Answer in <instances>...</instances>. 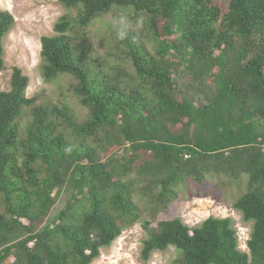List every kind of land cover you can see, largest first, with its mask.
I'll list each match as a JSON object with an SVG mask.
<instances>
[{"label": "trees", "instance_id": "16d2710c", "mask_svg": "<svg viewBox=\"0 0 264 264\" xmlns=\"http://www.w3.org/2000/svg\"><path fill=\"white\" fill-rule=\"evenodd\" d=\"M60 4L73 16L41 38L40 74L67 77L86 115L26 97L12 68L0 91V264H92L144 215V261L174 248L170 264H264V0ZM105 16L96 56L87 29ZM13 24L1 11L0 71ZM210 177L234 187L251 225L244 252L230 218H157Z\"/></svg>", "mask_w": 264, "mask_h": 264}, {"label": "rangeland", "instance_id": "374dc122", "mask_svg": "<svg viewBox=\"0 0 264 264\" xmlns=\"http://www.w3.org/2000/svg\"><path fill=\"white\" fill-rule=\"evenodd\" d=\"M1 11H7L13 17L14 27L3 40L5 70L0 71V91L10 90L12 68L16 67L29 79L26 97L38 98V104L61 102L74 116L83 120L86 111L72 95L65 92L69 79L62 76L59 81L45 82L40 74V40L43 36H53L55 23L69 14L60 0H0ZM72 13L68 17L71 18ZM108 23H111V18L105 16L92 22L87 29L96 56L105 55L99 43V35H102ZM62 83L65 84L59 88ZM60 91H63L61 96ZM223 182L224 178L210 177L199 187L189 183L168 210L157 218L180 219L190 228L198 226L209 217L230 218L238 237V250L244 252L251 225L244 223L240 213L232 208L236 198L234 187L232 190L222 189ZM147 219L144 215L137 224L125 230L110 247L101 250L99 258L92 264H170L177 256L174 248L155 251L147 261L142 260V243L148 236L143 224Z\"/></svg>", "mask_w": 264, "mask_h": 264}]
</instances>
